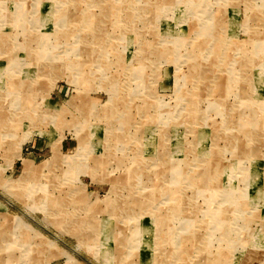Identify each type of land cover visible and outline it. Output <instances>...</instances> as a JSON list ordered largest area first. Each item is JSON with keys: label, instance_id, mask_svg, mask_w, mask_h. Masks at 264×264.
<instances>
[{"label": "rangeland", "instance_id": "obj_1", "mask_svg": "<svg viewBox=\"0 0 264 264\" xmlns=\"http://www.w3.org/2000/svg\"><path fill=\"white\" fill-rule=\"evenodd\" d=\"M0 264H264V0H0Z\"/></svg>", "mask_w": 264, "mask_h": 264}, {"label": "bare ground", "instance_id": "obj_2", "mask_svg": "<svg viewBox=\"0 0 264 264\" xmlns=\"http://www.w3.org/2000/svg\"><path fill=\"white\" fill-rule=\"evenodd\" d=\"M190 174V173H189ZM192 175V174H191Z\"/></svg>", "mask_w": 264, "mask_h": 264}]
</instances>
